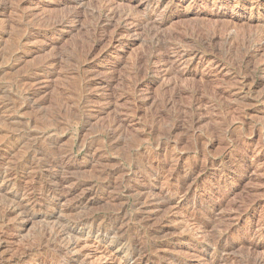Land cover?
Instances as JSON below:
<instances>
[{"label":"rangeland","instance_id":"374dc122","mask_svg":"<svg viewBox=\"0 0 264 264\" xmlns=\"http://www.w3.org/2000/svg\"><path fill=\"white\" fill-rule=\"evenodd\" d=\"M259 34L264 0H0V264H263Z\"/></svg>","mask_w":264,"mask_h":264},{"label":"bare ground","instance_id":"6f19581e","mask_svg":"<svg viewBox=\"0 0 264 264\" xmlns=\"http://www.w3.org/2000/svg\"><path fill=\"white\" fill-rule=\"evenodd\" d=\"M107 1H108V0H107ZM109 1H110V0H109ZM152 7H153V6H152ZM154 7H155V6H154ZM148 12H149V11H148ZM130 13H132V12H130ZM128 14H129V13H128ZM145 14H146V13H144V15H145ZM133 15H136V14H130V16H128L127 13H126V16H127V17H126V21H125V22H126V25H127V21H128V20H132ZM139 15H140V14H139ZM121 16H122V12H121ZM124 16H125V14L123 15V17H124ZM136 16H137V15H136ZM134 17H135V16H134ZM138 17H140V16H138ZM72 18H73V16H72ZM123 19H124V18H123ZM133 19H134V18H133ZM121 20H122V19H121ZM134 20H135V19H134ZM140 20H141V19H139L138 23H137L136 20H135V22L137 23V24H136V27H137V26L139 27V26H142V25L144 26V24H146V23H142V22H144L143 20H142V22H141ZM147 20H149L150 22H151V21H154V22H155V20H153V16H152L151 13H149V14L147 15ZM147 20H146V21H147ZM132 21H133V20H132ZM132 21H131V22H132ZM156 21H157V20H156ZM131 22H130V23H131ZM154 22H152V23H154ZM148 23H149V22H148ZM152 23H149V24H152ZM156 24H157V23H156ZM132 25H133V24H132ZM132 25H130V26H132ZM130 26H129V27H130ZM143 26H142V27H143ZM154 26L156 27L157 25H154ZM133 27H134V26H133ZM138 27H137V28H138ZM150 27H151V25H150ZM157 27H158V26H157ZM130 28H131V27H130ZM134 28H135V27H134ZM137 28H136V30H138ZM153 28H154V27H153ZM143 29L146 30L147 28H144V27H143ZM150 29H151V28H150ZM155 29H156V28H155ZM131 31H132V30H131ZM139 31H140V30H139ZM128 32H129V31H128ZM136 32H137V31H136ZM134 34H135V33H134ZM257 37H258V40H257V45H258V47H255V46L253 45V48H254L255 51H249V50H247V51L245 52V60H246V61L248 60V62L251 61V59L253 58V56H254V55L259 51V49L261 48V43L264 42V36H262V35L259 34ZM167 48H169V47H167ZM256 48H258V49H256ZM256 50H257V51H256ZM163 51H164V50H163ZM160 52H161V51H160ZM165 52H166V50H165ZM165 52H164V53H160V54H161V55H162V54L168 55V54L165 53ZM175 53H176V51H173V53L171 52V54H175ZM176 54H177V53H176ZM177 57H178V56H177ZM56 59H57V58H56ZM51 60H53V59H51ZM49 62H51V61H49ZM52 62H53V61H52ZM171 63H173V61H171V59H170V57H169V55H168V56H167V59H166V61H165V65H166V66H170V69H167V70L165 69V73H167V71H168L167 75H170L169 73L174 71V70L171 69ZM57 64H58V62H57ZM48 65H49V64H48ZM52 65H53V64H52ZM53 66H55V65H53ZM48 67H49V66H48ZM55 67H56V66H55ZM39 68H41V67H39ZM46 68H47V67H46ZM56 68H57V67H56ZM160 68H161V67H160ZM163 68H164V67H163ZM37 70H38V69H37ZM161 70H162V69H161ZM33 71H34V70H33ZM33 71H32V72H33ZM43 71H44V70H43ZM45 71H47V70H45ZM34 73H35V72H34ZM40 73H41V72H40ZM42 73H43V72H42ZM45 73H46V72H45ZM49 73H52V72H49ZM171 74H172V73H171ZM34 75L37 76V74H34ZM40 75H41V74H40ZM167 75H166V76H167ZM38 76H39V75H38ZM41 76H42V75H41ZM28 77H30V76L28 75ZM32 77H33V76H32ZM39 77H40V76H39ZM36 78H37V77H36ZM43 78H44V77H43ZM92 78H93V76H92ZM39 79H40V78H39ZM23 80H24V79H23ZM26 81H27V80H26ZM27 82H28V81H27ZM29 82H30V81H29ZM33 82H34V81H33ZM35 82H36V79H35ZM39 82H40V80H39ZM41 82H42V81H41ZM46 82H47V81H45V83H46ZM22 83H23V82H22ZM31 83H32V82H31ZM34 84H36V83H34ZM39 84H40V83H39ZM43 84H44V81H43ZM23 85H24V83H23ZM28 86H29V84H28ZM30 86H31V85H30ZM30 86H29V87H30ZM37 87H38V86H37ZM40 87H41V86H40ZM26 88H27V87H26ZM24 89H25V88H24ZM30 89H33V87L31 86ZM34 90H35V89H34ZM39 91H41V88H37V90H35L34 93L37 94V93H39ZM25 92H26V91H25ZM32 93H33V92H32ZM34 93H33V94H34ZM33 94H32V95H33ZM28 95H29V94H28ZM20 97H21V96H20ZM24 97H27V96H24ZM26 99H28V98H26ZM31 99H32V98H31ZM37 99L40 100V99H39V96H38ZM38 100H37V101H38ZM31 101H32V100H31ZM31 101H30V102H31ZM33 101H35V100H33ZM34 104H35V103H34ZM36 104H37V102H36ZM41 106H42V105H41ZM34 107H35V106H34ZM192 121H193V120H192ZM63 165H64V164H63ZM53 168H54V167H53ZM63 169H64V168H63ZM168 201H169V200H168ZM165 202H167V201H165ZM162 203H163V202H162ZM163 204H164V203H163ZM169 204H170V203H169ZM18 207H19V206H18ZM26 208H27V207H26ZM5 212H6V211H5ZM5 212H4V213H5ZM2 214H3V213H2ZM4 215H5V214H4ZM6 216H7V215H6ZM6 216H5V217H6ZM64 227H65V226H64ZM65 230H66V229H65ZM66 231H67V230H66ZM61 232H63V231H61ZM61 232H60V234H61ZM64 232H65V231H64ZM56 233H57V232H56ZM69 233H70V232H69ZM60 234H59V235H60ZM57 235H58V234H57ZM63 235H64V234H63ZM65 235H66V234H65ZM65 235H64L63 237H65ZM61 236H62V235H61ZM66 236H67V235H66ZM71 236H72V235H71ZM60 238H61V237H60ZM69 238H70V237H69ZM62 239H63V238H62ZM62 239H60V240H62ZM57 240H58V238H57ZM65 240H66V239H65ZM52 241H53V240H52ZM66 241H67V240H66ZM70 241H71V240H70ZM0 242H1V237H0ZM69 243H70V242H69ZM69 243L66 244L67 247H68V244H69ZM212 243H213V242H212ZM69 245H70V244H69ZM72 245H73V244H72ZM74 245H76V244H74ZM0 246H1V245H0ZM76 246H77V245H76ZM76 246H75V247H76ZM73 247H74V246H73ZM73 247H72V248H73ZM212 247H213V246H212ZM252 247H253V246H252ZM69 248L71 249V246H70ZM214 248H215V247H214ZM64 249H65V248H64ZM70 249H69V250H70ZM71 250H74V251H75V249H71ZM254 250H255V248H254ZM251 251H252V250H251ZM72 253H73V251H71V254H72ZM259 253H260V252H259ZM69 254H70V253H69ZM259 255H260V254H259ZM256 260H257V261H256V264H262V262H263L262 259L260 260L259 258L256 259ZM135 263H136V262H135ZM135 263H134V264H135ZM67 264H68V263H67ZM263 264H264V263H263Z\"/></svg>","mask_w":264,"mask_h":264}]
</instances>
